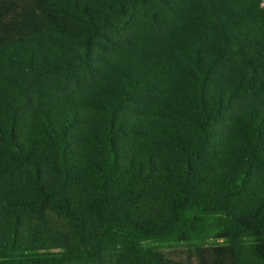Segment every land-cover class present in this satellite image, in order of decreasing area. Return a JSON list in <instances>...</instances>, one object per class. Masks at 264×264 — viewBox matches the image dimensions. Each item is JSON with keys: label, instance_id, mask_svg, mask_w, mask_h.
Wrapping results in <instances>:
<instances>
[{"label": "trees", "instance_id": "obj_1", "mask_svg": "<svg viewBox=\"0 0 264 264\" xmlns=\"http://www.w3.org/2000/svg\"><path fill=\"white\" fill-rule=\"evenodd\" d=\"M263 0H0V264H264Z\"/></svg>", "mask_w": 264, "mask_h": 264}, {"label": "rangeland", "instance_id": "obj_2", "mask_svg": "<svg viewBox=\"0 0 264 264\" xmlns=\"http://www.w3.org/2000/svg\"><path fill=\"white\" fill-rule=\"evenodd\" d=\"M165 252L167 253V255L174 259V260H178V261H185V262H189L191 264H196L194 261L190 262L187 259V255L185 253V250L183 248H177V249H167L165 250Z\"/></svg>", "mask_w": 264, "mask_h": 264}, {"label": "built area", "instance_id": "obj_3", "mask_svg": "<svg viewBox=\"0 0 264 264\" xmlns=\"http://www.w3.org/2000/svg\"><path fill=\"white\" fill-rule=\"evenodd\" d=\"M262 5L264 6V0H263V4Z\"/></svg>", "mask_w": 264, "mask_h": 264}]
</instances>
